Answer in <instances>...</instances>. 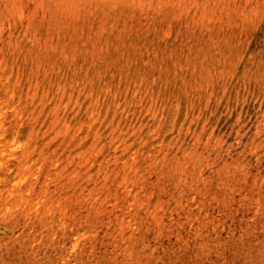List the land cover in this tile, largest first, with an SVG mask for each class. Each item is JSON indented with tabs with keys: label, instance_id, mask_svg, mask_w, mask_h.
I'll use <instances>...</instances> for the list:
<instances>
[{
	"label": "rangeland",
	"instance_id": "rangeland-1",
	"mask_svg": "<svg viewBox=\"0 0 264 264\" xmlns=\"http://www.w3.org/2000/svg\"><path fill=\"white\" fill-rule=\"evenodd\" d=\"M0 264H264V0H0Z\"/></svg>",
	"mask_w": 264,
	"mask_h": 264
}]
</instances>
